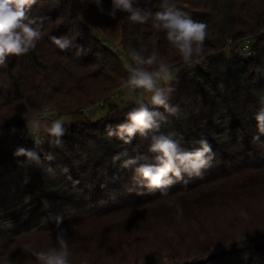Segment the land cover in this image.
<instances>
[{"label": "trees", "instance_id": "trees-1", "mask_svg": "<svg viewBox=\"0 0 264 264\" xmlns=\"http://www.w3.org/2000/svg\"><path fill=\"white\" fill-rule=\"evenodd\" d=\"M162 2L146 8L134 0L133 7L154 15L166 10ZM171 3L172 11L207 25L203 54L191 67L152 20L135 23L119 10L109 17L111 0L99 7L94 0H37L26 8L43 35L27 55L0 66V136L49 106L60 117L82 115L113 96L129 80L123 58L146 71L178 69L168 100L177 113L137 102L114 105L119 118L108 104L99 121L86 118L39 148L26 140L36 161L0 151V264H40L33 252L59 249L61 229L70 264H264V132L255 118L264 108V0ZM53 37L71 44L61 51ZM247 42L250 56L240 55ZM133 53L153 63L140 64ZM141 105L164 118L160 130L137 132L125 144L118 126ZM160 134L189 152L205 140L210 166L202 178L183 176L166 196L129 192L142 183L134 168L156 162L149 148ZM128 159L136 163L125 168Z\"/></svg>", "mask_w": 264, "mask_h": 264}, {"label": "clouds", "instance_id": "clouds-1", "mask_svg": "<svg viewBox=\"0 0 264 264\" xmlns=\"http://www.w3.org/2000/svg\"><path fill=\"white\" fill-rule=\"evenodd\" d=\"M37 0H0V66L6 64L9 56L20 57L27 55L35 47L37 42L42 38V31L39 26H34L35 20H29L26 17V8L35 5ZM99 7L101 0H94ZM134 0H111V11L107 15L115 18L116 11L130 13L129 19L135 23L145 24L152 20V26L159 30L166 31L168 42L178 51L180 58L185 65L191 67L194 57L201 56L204 51V42L207 37V25L203 22L194 21L191 18H184L178 11H172L177 7L171 3V0H163L161 7L165 11L156 12L154 15L150 11H144L140 8L133 7ZM100 11L104 10L100 8ZM52 43L61 51L66 50L71 40L67 37L52 38ZM83 50L78 51L80 55ZM134 61L143 63H153V58L147 61L137 53L132 54ZM167 73L166 79H173L168 68L161 65L160 72L151 73L149 71L137 68L133 70L128 80L132 89H142L151 93L150 103L155 107H163L170 114L175 115L177 109L171 107L168 103L169 95L173 91L171 87L158 86L157 76ZM259 130L264 132V108L256 115ZM164 118L158 111L150 110L148 107L141 105L138 109L127 114V123L118 126L117 135L127 144L132 137L139 132L141 136H147L149 132H159L161 120ZM110 127V126H109ZM47 131L54 137L59 138L64 135L63 118L52 122ZM109 132V135H112ZM125 134L127 138H125ZM258 140V137H254ZM36 143H41L36 140ZM55 143L59 144L57 139ZM200 147L194 151H185L181 148L177 140L163 134L153 135L149 151L156 154L155 163L150 165H140L134 168L135 175L141 180L140 190L129 189V192L136 191L137 195L160 193L163 196L169 194L168 189L177 182L183 180V176L189 178H202L201 169L210 166V157L207 154L211 151L210 146L205 140L198 141ZM14 155L26 156L29 161L38 160L35 151L26 150L23 147L18 148ZM126 155V153H120ZM119 156L113 157L118 159ZM136 163L133 159L125 160L123 167L130 168ZM66 171V169H65ZM173 177L175 179H173ZM185 184L188 181H184ZM179 210V205H176ZM60 221L57 220L59 225ZM63 235L58 234L57 241L59 249L53 248L48 252H33V255L40 264H70L68 243L64 239L67 234L66 229H61ZM24 250L32 252V244L26 243ZM11 264V262H9Z\"/></svg>", "mask_w": 264, "mask_h": 264}, {"label": "rangeland", "instance_id": "rangeland-1", "mask_svg": "<svg viewBox=\"0 0 264 264\" xmlns=\"http://www.w3.org/2000/svg\"><path fill=\"white\" fill-rule=\"evenodd\" d=\"M102 1L103 0H101V2ZM141 3L146 8H151V6H153L156 3V0H141ZM113 42L115 46L114 48L118 49V45L120 41L116 39ZM123 62L125 66L128 68L129 78L132 75L134 69H137V68L142 69V67L139 64H132L127 58H123ZM168 70L172 74L173 79H171L170 81L167 80L166 79L167 73L162 74V76H157L158 86H163L165 88L172 86V83L178 74V69L169 68ZM149 72L155 74V73L160 72V70L159 71H149ZM115 93H113L114 97L111 95L105 98L106 100L104 101L101 100L97 102V104L94 107H90L84 110L82 115L81 114H70V115H63L60 117L57 109L52 106H49L45 108L43 111L33 116L28 122L27 126L21 129L20 131L35 129L40 133L41 136L44 137V139L48 140V137L51 134L47 131V129L50 128L52 122L57 119L63 118L64 120V127L66 131L63 136H65L73 125H76L77 123H80V122H84L86 118H88L92 122H96V121H99L104 116H106L110 110V106L108 104L112 105L111 107L113 108V110L110 112V116H113V117L117 116L119 118L122 116V113L119 109H124L129 104L138 102L141 104L152 105L150 103L151 93L146 92L142 89H132L128 83L118 88L117 93L116 94ZM100 103L104 104L103 108L100 106H97L98 104L100 105ZM114 105L117 106L119 109H117ZM96 106L98 108H96ZM11 131L9 135L0 136V151L1 152H6L8 154L15 152V151L12 152L9 149V144L13 140V135L11 134ZM24 147L26 149L27 147L26 144ZM166 262H167L166 259L159 258L156 261L151 262L149 264H164Z\"/></svg>", "mask_w": 264, "mask_h": 264}, {"label": "built area", "instance_id": "built-area-1", "mask_svg": "<svg viewBox=\"0 0 264 264\" xmlns=\"http://www.w3.org/2000/svg\"><path fill=\"white\" fill-rule=\"evenodd\" d=\"M117 49H114V52ZM240 55L250 56L251 54V47L249 45V42H247L244 47L239 51ZM97 106L103 107V103L98 104ZM96 106V108H98ZM95 108V109H96ZM11 134L13 135V140L9 144V149L13 152L16 151L18 148L23 147L25 148V141L30 140L31 145L34 148H39L42 143L45 141L44 137L40 135V133L35 129H29V130H22L18 131L15 128L12 129ZM36 140H40L41 143L37 144Z\"/></svg>", "mask_w": 264, "mask_h": 264}]
</instances>
